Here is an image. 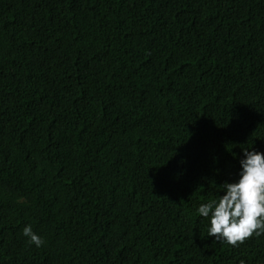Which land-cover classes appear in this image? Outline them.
<instances>
[{
	"label": "trees",
	"instance_id": "16d2710c",
	"mask_svg": "<svg viewBox=\"0 0 264 264\" xmlns=\"http://www.w3.org/2000/svg\"><path fill=\"white\" fill-rule=\"evenodd\" d=\"M246 148L264 0H0V264H264L197 211Z\"/></svg>",
	"mask_w": 264,
	"mask_h": 264
},
{
	"label": "clouds",
	"instance_id": "9594fccd",
	"mask_svg": "<svg viewBox=\"0 0 264 264\" xmlns=\"http://www.w3.org/2000/svg\"><path fill=\"white\" fill-rule=\"evenodd\" d=\"M242 153L238 179L223 183V195L197 209L209 221L207 236L233 247L264 234V152L246 148ZM22 234L37 248L44 244L31 225H26Z\"/></svg>",
	"mask_w": 264,
	"mask_h": 264
}]
</instances>
